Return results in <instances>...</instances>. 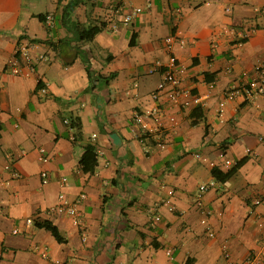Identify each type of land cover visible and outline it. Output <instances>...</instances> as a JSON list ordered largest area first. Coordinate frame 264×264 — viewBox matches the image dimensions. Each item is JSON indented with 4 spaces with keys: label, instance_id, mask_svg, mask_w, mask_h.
<instances>
[{
    "label": "crops",
    "instance_id": "0c3cea01",
    "mask_svg": "<svg viewBox=\"0 0 264 264\" xmlns=\"http://www.w3.org/2000/svg\"><path fill=\"white\" fill-rule=\"evenodd\" d=\"M101 23L93 41L74 37ZM170 36L181 86L199 99L187 108L168 86L152 98ZM263 76L264 0H0V264H264V204L252 206L264 198V90L250 87ZM143 126L160 127L164 146L141 144ZM87 145L101 152L94 174L79 167ZM240 161L225 183L211 174ZM60 194L85 195L79 225L51 213Z\"/></svg>",
    "mask_w": 264,
    "mask_h": 264
},
{
    "label": "built area",
    "instance_id": "2783aa9c",
    "mask_svg": "<svg viewBox=\"0 0 264 264\" xmlns=\"http://www.w3.org/2000/svg\"><path fill=\"white\" fill-rule=\"evenodd\" d=\"M142 12L141 9H136L133 11L132 14L127 15L123 19L124 24H129L135 16L140 14ZM46 25L48 27H51L53 25V17L51 15L46 17ZM175 43V37L170 36L166 39L165 41V51L169 55L168 63L165 66V70L162 72V81L159 84L155 94L152 96V98L157 101L161 92L164 91V89L168 86L170 87V99L176 103L177 105H181L182 108H187L189 107L192 103L197 104L199 102V99L192 97L190 92L188 90H185L181 86L182 82V75H183V69L177 64V60L174 56L171 55L172 53V45ZM16 56H21L22 59L25 61L27 64L28 68L33 71L34 70V64L32 62V59L30 58L29 52H28V46H22L20 49L17 50ZM18 59L15 57L10 64H9V70L12 73H18ZM250 87L252 90H254L257 94L263 93L264 90V76L261 77L259 81H254L250 84ZM39 93L42 95L47 94V89L46 88H40ZM234 92H229V98L234 97ZM160 115V109L155 108L151 114L150 117L152 119H155L156 117ZM136 119H139V117H136ZM65 124H67V121H65ZM162 133L163 130L160 127H157L156 129L152 130L147 128L146 126L142 127V132L139 136V142L141 144H145L146 140L154 138L157 142H159V145L161 147L164 146L162 140ZM41 156H40V161H47L45 154L43 150L40 151ZM97 154V159H99V156H101V152L96 150ZM232 163L228 160H226L225 165L229 166ZM7 170H11L9 167L6 168ZM12 175L17 178L18 173L12 171ZM42 182L43 184H48L49 182V176L48 173L43 172L41 174ZM67 184L66 179H62L60 182V185L64 187ZM215 184L211 183L210 185H205L201 186L199 188V193L197 195V200H199L202 197L203 192L207 191L208 189L214 187ZM85 195L82 194L80 195L77 199L74 201L68 200V198L64 194L59 195V202L58 204L51 208V213L53 214H58V215H66L70 217L75 225H79L80 219H81V213L79 211V205L80 203L85 199ZM264 204V198H255L252 201V206L253 207H258L260 205ZM264 219V215L262 216ZM261 218V217H260ZM156 221L159 220L158 217L155 218ZM212 236V234H210ZM224 257L228 260L230 258L228 249L224 247ZM168 256L172 254L171 250H168L166 252ZM254 262V258L252 256H249L247 259V264H251ZM50 264H60L59 262H51Z\"/></svg>",
    "mask_w": 264,
    "mask_h": 264
},
{
    "label": "trees",
    "instance_id": "16d2710c",
    "mask_svg": "<svg viewBox=\"0 0 264 264\" xmlns=\"http://www.w3.org/2000/svg\"><path fill=\"white\" fill-rule=\"evenodd\" d=\"M64 16H62V23L64 26H67V11L66 9L64 10ZM39 20L41 22H46V16H39ZM106 25L105 23H101L99 25L96 26H91L89 28H81V27H76L75 32H74V37L78 40V41H86V42H91L93 41V39L96 37V35H98L99 33H101L104 29H105ZM135 38V34H133L131 41H130V47H133L135 45L134 43V39ZM51 45V44H50ZM88 76L90 78V81H92V75L91 72H89L88 69ZM41 87L40 82L38 83V89ZM197 112H201V108H196L194 110V112L192 113V118L194 117V121H192V125H196L198 123L197 119H201L202 118V113H199L198 115H196ZM67 125L69 126V128L71 129H75L76 130V136L75 139H79L81 138V126H80V122L77 119L74 118H68L67 120ZM243 164V161L239 162L238 164H236L233 168H231L230 170H228L227 172L223 173L222 171H220L218 168H213L211 171L212 176L214 177V179H216L218 182L220 183H225L227 182L229 179H231L238 171V169L241 167V165ZM98 166V159H97V154H96V149L94 146L92 145H87L84 148V153L81 157V160L79 162V167L80 170L84 173V174H94L95 170ZM36 227L39 229H45L49 232H51V234L53 235V237L59 242V243H65L66 240H64V238H62V236L60 235L58 229L50 222H36Z\"/></svg>",
    "mask_w": 264,
    "mask_h": 264
}]
</instances>
